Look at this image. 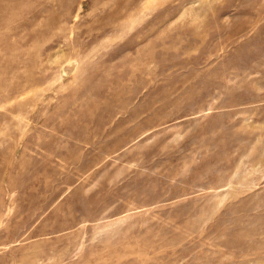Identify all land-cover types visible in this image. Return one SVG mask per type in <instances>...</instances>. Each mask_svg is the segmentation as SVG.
I'll return each mask as SVG.
<instances>
[{"label": "rangeland", "instance_id": "obj_1", "mask_svg": "<svg viewBox=\"0 0 264 264\" xmlns=\"http://www.w3.org/2000/svg\"><path fill=\"white\" fill-rule=\"evenodd\" d=\"M0 264H264V0H0Z\"/></svg>", "mask_w": 264, "mask_h": 264}]
</instances>
